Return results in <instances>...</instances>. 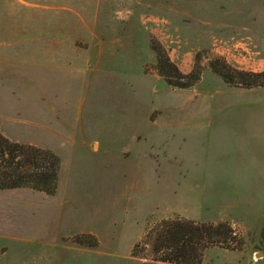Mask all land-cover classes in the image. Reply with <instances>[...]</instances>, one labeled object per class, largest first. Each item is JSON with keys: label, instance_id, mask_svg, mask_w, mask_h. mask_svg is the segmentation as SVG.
<instances>
[{"label": "rangeland", "instance_id": "1", "mask_svg": "<svg viewBox=\"0 0 264 264\" xmlns=\"http://www.w3.org/2000/svg\"><path fill=\"white\" fill-rule=\"evenodd\" d=\"M100 40L112 57L90 53ZM153 42L198 84L159 77ZM217 58L264 72V0H0V122L61 159L54 196L5 197L0 264H151L133 251L174 219L237 230L240 248L202 264H264V88L225 84ZM43 111L45 139H26Z\"/></svg>", "mask_w": 264, "mask_h": 264}, {"label": "trees", "instance_id": "2", "mask_svg": "<svg viewBox=\"0 0 264 264\" xmlns=\"http://www.w3.org/2000/svg\"><path fill=\"white\" fill-rule=\"evenodd\" d=\"M157 54L156 70L165 82L175 89H190L201 79L193 70L185 75L162 55V47L151 44ZM211 71L231 87L264 88V72L249 73L234 69L224 59L210 63ZM61 159L51 150L13 142L0 133V191L31 189L54 196L58 189ZM237 244V245H236ZM237 230L229 222L198 223L185 219L164 220L150 229L133 256L151 264H202L207 250L220 247L226 250L240 248ZM142 251L138 252V248Z\"/></svg>", "mask_w": 264, "mask_h": 264}, {"label": "crops", "instance_id": "3", "mask_svg": "<svg viewBox=\"0 0 264 264\" xmlns=\"http://www.w3.org/2000/svg\"><path fill=\"white\" fill-rule=\"evenodd\" d=\"M102 4H100V9L102 8L101 7ZM240 28L244 31V32H248L249 33V36L252 37L253 35V23H249V25H246V26H240ZM134 37V36H132ZM103 43H105V40H100V42H98V44H90V48L88 49L90 51V53H92L94 56L95 59H99V58H103V57H106L104 54L107 53L109 55H111V57L113 56L112 54H114L115 50L113 47H110L109 45L106 46V47H103ZM142 46H144V43H142ZM149 46V44H148ZM150 48V46H149ZM140 49V42L139 40L137 39H134V38H130L127 45H126V48L125 50H127L128 52L132 53L133 54V57L137 56L139 54V50ZM103 55V57H102ZM189 72L185 73V74H188ZM47 114L45 113V111H43L41 114H39L38 117H35V122H28V124L31 125V130H29L31 133H34V134H31L28 135V136H25L26 139H31V135L34 137H36L37 139H42L44 140L45 136L43 133L47 132L48 129H47V125L49 120L47 119ZM41 118V119H40ZM40 119V120H39ZM0 124L2 126H0V132L5 136V137H10L11 139L13 138V136H10L8 134V131L6 130V127L4 124H2L0 122ZM43 131V133H42ZM11 133V132H10ZM15 133V132H14ZM13 133V134H14ZM37 133H41L40 137L35 135ZM8 135V136H7ZM9 138V139H10ZM29 143H33V142H29ZM42 143V142H40ZM32 145V144H31ZM41 145H46V144H41ZM37 146V145H36ZM37 147H40V148H44L42 146H37ZM44 149H47V148H44ZM54 152V151H53ZM18 192V190H9V191H0V215H10V213L6 212V209L9 207V209L11 208H17L18 206V201H16V196L14 195V198L13 197H10L9 199H5L6 196H12L11 193L13 192ZM9 194V195H7ZM15 194V193H14ZM24 202V203H23ZM21 203L23 204H20V212L24 211L26 213H29L30 214H33V200L32 198H30L29 200L25 199V201H22ZM16 206V207H15ZM5 207V208H4ZM16 215V213H15ZM264 255V254H263ZM263 259H264V256H263Z\"/></svg>", "mask_w": 264, "mask_h": 264}]
</instances>
